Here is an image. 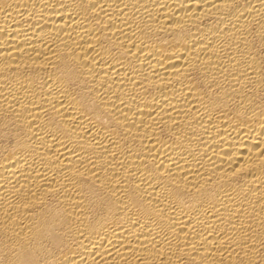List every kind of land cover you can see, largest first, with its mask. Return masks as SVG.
<instances>
[{
  "label": "bare ground",
  "instance_id": "obj_1",
  "mask_svg": "<svg viewBox=\"0 0 264 264\" xmlns=\"http://www.w3.org/2000/svg\"><path fill=\"white\" fill-rule=\"evenodd\" d=\"M0 264H264V0H0Z\"/></svg>",
  "mask_w": 264,
  "mask_h": 264
}]
</instances>
